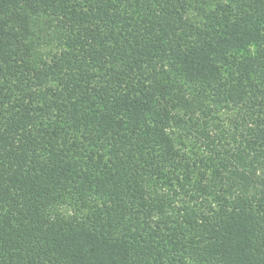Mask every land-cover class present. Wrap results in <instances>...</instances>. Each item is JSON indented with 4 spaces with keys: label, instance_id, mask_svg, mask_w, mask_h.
I'll list each match as a JSON object with an SVG mask.
<instances>
[{
    "label": "trees",
    "instance_id": "1",
    "mask_svg": "<svg viewBox=\"0 0 264 264\" xmlns=\"http://www.w3.org/2000/svg\"><path fill=\"white\" fill-rule=\"evenodd\" d=\"M0 264H264V0H0Z\"/></svg>",
    "mask_w": 264,
    "mask_h": 264
}]
</instances>
